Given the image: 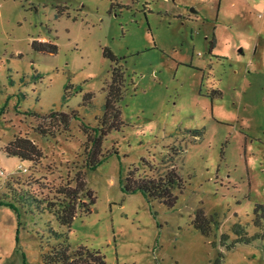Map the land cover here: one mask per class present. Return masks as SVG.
Instances as JSON below:
<instances>
[{"label": "rangeland", "instance_id": "obj_1", "mask_svg": "<svg viewBox=\"0 0 264 264\" xmlns=\"http://www.w3.org/2000/svg\"><path fill=\"white\" fill-rule=\"evenodd\" d=\"M33 41L54 43L57 53L35 52ZM116 65L125 76V125L102 143L117 154L87 171L82 124H97ZM86 94L92 110L81 105ZM71 111L83 122L64 132L57 115ZM24 112L37 116L21 123ZM26 133L40 163L4 151ZM173 167L183 189L172 209L121 190L124 175L157 178ZM80 169L95 204L67 232L36 206L44 208L47 187ZM257 206L264 207V0H0V264H43L55 233L70 252L99 251L105 264H264ZM199 211L207 235L193 225Z\"/></svg>", "mask_w": 264, "mask_h": 264}, {"label": "trees", "instance_id": "obj_2", "mask_svg": "<svg viewBox=\"0 0 264 264\" xmlns=\"http://www.w3.org/2000/svg\"><path fill=\"white\" fill-rule=\"evenodd\" d=\"M31 48L35 52L45 54H56L57 46L51 42H38L33 41ZM104 55L112 62L117 63L116 57L109 51L105 50ZM125 88V76L121 66L116 65L111 70L110 82L106 85L103 92L105 93V103L102 107V115L97 119V124L94 127L82 124V132L84 134L83 158L84 169L87 171L94 170L100 165L107 157L112 154H117L116 151L112 153H104L102 150V143L104 139L113 131H121L124 127V122L121 119V102L123 99V93ZM76 93V91H75ZM68 99V95L65 94L64 100ZM92 94H86L82 100V107L88 110H92ZM19 116H23L21 123H28V120L37 116L33 112L18 113ZM51 116H56L52 114ZM59 117V124L62 125V131H68L71 121L82 119L79 117L78 111H71L68 114L61 113L57 115ZM31 132H36L44 137H54L53 132L49 129H42L40 127L29 128ZM29 132V131H28ZM191 133V132H190ZM195 137L200 136L199 132L194 131L191 133ZM21 135L15 138L8 146L5 147V153L10 157H15L22 161L30 163H40L44 158L42 151L28 138ZM181 149V147H180ZM179 148L172 149L171 159L178 157L182 154V150ZM85 171L78 170L75 178L66 180L65 184H59L57 186L47 187V196L43 199L45 202L44 208H40L41 201L37 202V209L46 211L52 214L57 223L65 227L69 232L70 227L78 215L79 212L86 215L92 213V207L95 204V197L89 191H86L85 184ZM183 183L179 176V172L174 167L164 174L159 175L157 178L142 177L136 174L124 175L121 179V190L124 194L130 195L135 193H141L149 202L158 201L162 203L168 209H172L177 201V195L174 194L175 190H182ZM84 194V196H82ZM83 197V198H82ZM36 198V197H35ZM34 200V199H33ZM257 210H262L263 206H257ZM195 229L199 230L203 235H207L209 232V222L203 211H199L193 220ZM236 234L241 240H247V236L244 237L242 229L236 231ZM57 243L49 248L48 252L43 255V264H105L104 256L95 250H89L85 247L78 248L75 252H70L69 245L62 239V235L53 234ZM250 240V239H249ZM248 243L250 241H241Z\"/></svg>", "mask_w": 264, "mask_h": 264}, {"label": "water", "instance_id": "obj_3", "mask_svg": "<svg viewBox=\"0 0 264 264\" xmlns=\"http://www.w3.org/2000/svg\"><path fill=\"white\" fill-rule=\"evenodd\" d=\"M240 53L242 52V50L239 51Z\"/></svg>", "mask_w": 264, "mask_h": 264}]
</instances>
